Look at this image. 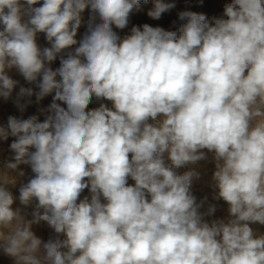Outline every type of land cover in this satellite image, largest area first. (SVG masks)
I'll use <instances>...</instances> for the list:
<instances>
[{
    "label": "clouds",
    "instance_id": "9594fccd",
    "mask_svg": "<svg viewBox=\"0 0 264 264\" xmlns=\"http://www.w3.org/2000/svg\"><path fill=\"white\" fill-rule=\"evenodd\" d=\"M140 3L0 0V98L20 83L12 70L34 86L19 87L21 113L52 96L43 120L0 125V141L14 138L0 168V254L13 264H264L250 226H264V0L122 37ZM173 7L153 0L147 16ZM209 159L222 217L193 194L201 173L180 172ZM21 165L33 175L15 197Z\"/></svg>",
    "mask_w": 264,
    "mask_h": 264
},
{
    "label": "rangeland",
    "instance_id": "374dc122",
    "mask_svg": "<svg viewBox=\"0 0 264 264\" xmlns=\"http://www.w3.org/2000/svg\"><path fill=\"white\" fill-rule=\"evenodd\" d=\"M165 3H174L175 7L169 9L165 13L162 14L159 20H153L147 16L148 10L153 7V0H141V3L138 6H134L129 14V24L128 26L123 29H117L118 33L123 37L130 33V29L133 25H142L144 23H148L152 26H160L164 28H168L171 26L172 21L177 20L178 13L183 10H190L197 13H203L207 16L219 15L223 11L224 3L228 2V0H164ZM85 17L87 18V12L85 13ZM85 31L84 28L80 29L78 34V39ZM38 44L41 46H48L46 40L44 39V34H40L38 37ZM59 66V60L55 61L52 64L53 68ZM13 79L18 80L20 83L14 88L12 98L8 101H4L0 98V125H6L7 119L9 116H16V117H23L28 118L31 115L37 114L40 115V119H44L43 114H39L37 109L40 107L47 108V106L52 102V96L49 95L48 97L44 98L40 104L35 103V97H32L34 101L33 104L29 105L23 113H21L16 106V94L19 91V87L21 85L25 87H34L33 85L27 84L23 78L19 75L18 72L12 70L9 73ZM109 103L110 102H106ZM99 101H94L89 107H97ZM14 138L10 137L8 141H0V168H2L3 164L8 161L12 153L9 150V145ZM20 168L25 172L24 177H18L16 187H12L11 191L13 192L15 197L19 196L18 188L20 183L27 182L33 175L31 169L27 165H21ZM190 168H195V170L201 173V178L199 180H194L192 185L193 194L197 197V199H202L203 197H208L209 203H215L217 205V212L215 213L216 217H222L227 214V204L226 202L220 201H213L212 196L214 194V189L212 188V173L214 171V164L209 159L208 161H200L196 165H189L184 169H180V172L189 170ZM11 175H17V173H10ZM129 183H133L129 180ZM13 209L21 208L22 213L26 215V218L31 219V213L34 210L31 206L25 208L19 203V200L16 199L13 204ZM206 207V206H205ZM254 229H257L259 232L264 233V226L260 225H250ZM33 230L35 231L36 235L41 237L42 239L46 240L51 233V229L46 224V222H41L39 225H35ZM0 264H13V261L0 254Z\"/></svg>",
    "mask_w": 264,
    "mask_h": 264
}]
</instances>
